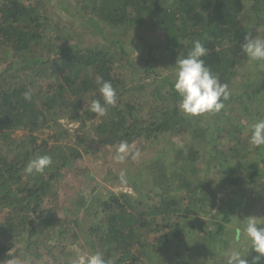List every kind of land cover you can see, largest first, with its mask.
Segmentation results:
<instances>
[{"label":"trees","instance_id":"1","mask_svg":"<svg viewBox=\"0 0 264 264\" xmlns=\"http://www.w3.org/2000/svg\"><path fill=\"white\" fill-rule=\"evenodd\" d=\"M45 2L60 4L71 15L83 16L82 24L89 27L83 35L104 37L107 27L117 28L121 34L140 25L153 31L157 29L174 65L177 48L186 54L192 47L191 42L200 40L208 49L207 56L203 57L206 66L218 79L229 83L233 82L231 77L236 73V66L247 60L241 49L244 37L264 39V0H37L29 3L0 0V63L15 69L11 75L5 74L6 70L0 72V264L15 257L70 264L61 256L63 248L59 252L55 250L63 234L71 230L73 237L82 235L89 250L96 248L107 264H198L199 253L209 257L200 264H221L214 259L218 250L213 243L222 242L224 247L231 239L240 242L243 238L246 219L253 216L244 196L255 178L264 174V146L255 147V150L261 149L259 158L229 161V152L235 156L237 148L220 146L224 144L221 138L264 119V67L253 78L249 76L237 82L236 88L228 89L229 97L219 113L199 115L196 127L186 132L181 127L184 115L178 107L180 98L174 90V81L161 73L165 65L162 52L157 57L149 55L143 69L146 75L154 73L158 77L151 82L133 77L128 82L118 65L124 61L122 64L126 66L130 59L124 58V43L119 39L110 40L117 44L118 56L102 48H81L78 40L71 42L68 34L61 35L65 42L61 47L45 42L50 27L56 28V32L63 30L39 10ZM134 46L138 48V43ZM98 78L110 81L117 94L116 105L108 106L103 116L89 111L91 101L101 99ZM36 79L45 80L46 85L43 88L37 85L35 90L32 81ZM25 92H31V100L23 98ZM127 94L133 98H123ZM233 100L239 101L241 115L233 112ZM84 102L89 105L84 107ZM57 105L60 107L56 108ZM254 114L256 118L250 119ZM97 115V121L88 127L86 122ZM208 115L211 119L205 120ZM61 116L67 117L68 122H78L77 132L71 133L59 121ZM241 116L248 119L246 123H240ZM43 126L50 133L37 142L35 131ZM16 129H26L27 133L18 138L11 136ZM220 129L224 134L214 137V132ZM178 134H184L181 147L171 139ZM239 139L236 145H241ZM135 140L146 147L153 142L157 145L149 163L137 173V177L146 174L150 183L145 195L151 192L162 196L157 205L137 212L126 191H110L103 208L97 205L92 208V202L80 207L82 211L93 210L95 220L88 227H82V220L73 218L72 229L58 219L53 205L44 207L46 196L52 194L49 193L52 183L84 154L95 160L111 146L121 142L131 144ZM202 142L204 146L200 145ZM201 147H204L203 153ZM112 154L111 151L107 158ZM40 155L50 156L51 166L42 174L27 173L28 162ZM200 156L206 158L207 166L213 163V169L225 184L242 185L241 192H233L216 209H213L215 187H210L209 178L201 174ZM138 178L134 179L133 186L140 191L142 184ZM176 186L183 190L182 194L179 192L181 197L189 196L188 201L184 197L168 196ZM182 209L187 213L196 209V214L201 212L204 216L212 214L209 223L213 229L202 232L203 218L182 221L180 231L197 234L198 239H188L189 243L182 241L184 250L175 254L171 251V227L157 234L154 242L142 237L162 230L159 228L162 222L170 221ZM65 214L69 210L62 215ZM232 214L240 218L234 226L227 225ZM256 216L260 218L258 226L264 227V204L257 209ZM175 224L179 227L178 222ZM52 240L56 244L52 245ZM195 241H201L203 246ZM239 252L248 264H264V257H259L252 247Z\"/></svg>","mask_w":264,"mask_h":264},{"label":"rangeland","instance_id":"2","mask_svg":"<svg viewBox=\"0 0 264 264\" xmlns=\"http://www.w3.org/2000/svg\"><path fill=\"white\" fill-rule=\"evenodd\" d=\"M24 3L34 2L37 0H20ZM65 4V2H64ZM45 6V7H44ZM44 6L40 7L39 10L43 12L45 15L49 16V20L51 23H57L59 27L63 28L62 31L56 32V28L50 27L51 31L49 32V35H46L45 42H54L55 45L64 44V40L61 38V35L68 34L71 36L72 40L71 42H74L78 40L79 47L81 48H96V49H103L107 53L114 54L118 56V48H116L117 44H112L110 41L113 38L119 39L124 43V50L126 51V55L124 58L130 59L128 64L125 66L122 63L124 61H121L118 66L121 65L120 71L124 72V76L127 79L128 82H130V78H137L138 80L142 79L147 82L153 81L156 77H158L154 73H150L149 75H146L143 71L145 69V59L149 55H153L154 57H157L163 53L162 62H165L164 69L162 68L163 72L162 75L168 77L171 81L175 80L174 75V68L175 65L172 63V61L169 58L168 50L164 46V39L162 36H160V32L156 30L149 29L148 27H145L144 25H140L139 28L136 29H130L125 33H120V30L117 28L107 27L105 36H101L100 34H89V35H83L86 30L89 29L88 26H85L82 24L83 22V16L77 17V15H71L70 12L64 10L60 4L57 5V3L49 4L47 2L44 3ZM82 15H84L83 10L80 12ZM85 19V18H84ZM259 30V29H258ZM135 43H138V48L134 46ZM115 45V46H114ZM2 48H0L1 52ZM178 54L182 53V50L177 48L176 49ZM1 56V54H0ZM10 60L11 58L8 57ZM6 62V61H5ZM117 66V67H118ZM264 64L257 63V62H250L247 58V60L242 61L240 64L236 66L235 69L236 73L231 77L233 80L232 83H229L227 81L220 80L222 83L227 85V89H233L236 88L237 82L244 81V79L248 78L249 76L253 78V76H256L260 73V71L263 69ZM119 68V67H118ZM6 70L4 73L11 75L15 71L14 68H8L7 65L4 63H0V72ZM136 70V71H135ZM136 74H133V73ZM29 79V78H28ZM31 78L29 79V81ZM34 82L33 88L37 90V85L40 87H44L46 85L45 80L36 79ZM123 97V96H122ZM123 98L129 99L133 98L130 96V94L125 95ZM142 100V99H141ZM141 103L146 105V102L143 100ZM232 108H234L233 112L236 114H240V108H239V101H232ZM84 107L88 106L87 102H84ZM41 106V104H40ZM56 108L60 106H55ZM179 107V102H178ZM180 109V108H179ZM181 111V110H180ZM82 112V110H80ZM182 115H184V120L182 121V128L185 129L186 132L192 131L193 128L196 127L195 121L199 119V116H196L195 119L193 117L185 115L181 111ZM219 113V112H218ZM217 114V113H215ZM241 115V114H240ZM242 117V116H241ZM240 117V123H246L248 119L244 118V116L241 119ZM99 116H95L91 118V120H88L87 126L89 127L91 124L95 123ZM256 118L255 114L250 118L254 119ZM192 119V120H191ZM210 115L205 118V120H210ZM59 121L67 125L69 131L71 133L77 132L76 129L79 128L78 122H68L67 117L61 116L59 118ZM67 122V123H66ZM250 128H240L237 130V132H233L229 137L223 136L222 143L220 144L222 147L227 146H234L236 149L235 152L237 154L234 156L231 154L232 152H229V161H244V160H251L253 158H259V150L256 149L255 146L251 145L249 143V136H250ZM53 131V130H52ZM80 132V130H79ZM78 132V133H79ZM27 133L26 129H16L11 132V136L21 137L24 136ZM35 133H38V139L37 142H40L42 139H46L49 135L50 131L46 126L41 127ZM209 133V132H208ZM223 129L218 130L214 132V137L223 135ZM184 134H178L171 137L175 142V145L178 147H181L183 144L184 138L182 137ZM188 137H190L188 135ZM244 137V138H242ZM240 138V139H239ZM190 139V138H189ZM227 139H230L226 141ZM239 139L242 140L241 145L237 143L236 140ZM238 140V141H239ZM74 140H71V143H73ZM51 143V141H50ZM242 144H245L242 146ZM160 145H163L162 142H160ZM201 146H204V142L200 144ZM241 146V147H240ZM1 147V146H0ZM119 145L115 144L108 148V151H104L105 154L100 153V158L95 159L93 156L84 154L83 157L76 163L72 164L69 170L65 175L60 177L58 180L54 181L52 183V188L49 190V193L52 192V194H48L46 196V203L44 204V207H50L54 206V212L57 216H59L58 219L61 220L62 224H67L73 228L72 219H81L82 220V227L89 226V223L93 222L95 220V214L92 210L93 207L96 205L99 206V208H103L109 200L110 197V191L119 193L126 191L127 194L130 196V200L132 201L135 211L137 212H145L151 209L152 206L155 204L157 205L161 199L162 196L155 195L150 192V195H145L146 192H148V189L150 188V183L146 180V174H141L137 177V173H139L140 170H143L146 167V164L149 163L150 157L153 155V152L156 150V143L153 142L152 144L148 145L147 147L144 146V143H142L140 140H135L131 144H128V152L125 155V158L123 160H117V149ZM161 147V146H160ZM210 148V147H209ZM201 152H204V147L200 148ZM111 151L113 152L112 156L107 158L108 155L111 154ZM234 152V151H233ZM234 152V153H235ZM139 153L137 156L136 154ZM135 157V158H134ZM201 157V156H200ZM204 157V156H203ZM201 157L200 160V167L203 168L202 173L204 177L206 176L211 181L210 187H215V204L213 209H216L221 203H224V201L229 197H231L234 193H237L238 191H242V185H235V184H225L226 182L223 181L216 172L215 169H213V163L209 164L207 166L206 164V158L204 159ZM208 159V157H207ZM205 160V161H204ZM95 163L93 166L91 163ZM206 166V168L203 166ZM97 168L96 170H93ZM145 172V170H144ZM146 172L148 170L146 169ZM90 173V174H89ZM123 177V178H122ZM138 178L139 182L142 184V186L139 189L142 190H136L134 189L133 183L134 179ZM255 182H253V186L247 190L246 195L244 196L245 199L248 201V205L253 210L252 215L256 216L257 209L264 204V174L259 177L255 178ZM224 186L225 188H222ZM176 190V191H175ZM183 191L181 188L177 187L174 188V192L168 194L170 197H177L180 196V198L184 201H188V195L185 194L183 197H181L180 193ZM180 192V193H179ZM179 193V194H178ZM212 193V192H211ZM182 194V193H181ZM99 198V200L97 199ZM92 202V208L88 211H82L79 208L89 206V204ZM184 209V208H183ZM182 209V210H183ZM69 210V214L62 215L64 211ZM215 210H213L214 213ZM238 212L241 211L240 209L237 210ZM72 212V213H71ZM198 210H192L190 213H187V211L183 210L180 213L174 214L175 216L172 217L170 221H164L159 226L162 230L158 232L149 233L148 236H142L146 240L149 241H156L157 234H160L163 232V230H166L167 228L172 229L171 232H169V237L172 239L173 243L171 244V251L173 253H177V251L182 252L184 249L182 248V241H185L188 239H196V235L189 234L187 231H180L182 221L184 220H192L193 218H203L202 220V232H207L208 230L213 229V224L209 223L210 219H212L211 215L208 214L204 216L201 212L199 214ZM60 214L62 216H60ZM103 216V213H100ZM185 215V216H184ZM215 217L217 214L214 215ZM259 216V215H257ZM256 216V217H257ZM186 217V219L184 218ZM235 214H232L231 221L227 224L230 226H234L236 224V221H239L236 218ZM260 217V216H259ZM257 217L258 219H260ZM259 221V220H258ZM175 222L179 223V227L174 226L176 225ZM174 224V225H173ZM173 226V228H172ZM179 228V229H178ZM167 229V230H168ZM90 230V229H89ZM166 230V231H167ZM200 230V232H201ZM243 233V232H242ZM147 235V234H146ZM238 235V234H237ZM200 239V238H199ZM240 242H234L232 239L229 241L228 244H225L223 247L222 242H216L215 247L217 248V255L214 257V259H217L221 264H227V256L223 255V253L235 250V251H241L246 250L248 251L251 249V243L247 239L246 235L244 234L243 238H240ZM203 241V240H201ZM201 241H195L196 243H200ZM52 245L56 244V240L50 241ZM189 243V241H188ZM203 246V243H200ZM59 248H63V253L61 254L62 257H66L70 264H77V260L81 256H91L96 254V248L89 250L86 246L84 238H82V235L77 237L72 236V230L64 233L62 236V240H60V246L56 248V252H59ZM201 249V248H200ZM202 251V250H201ZM219 253V254H218ZM60 254V253H58ZM197 256L200 259V262L207 261L209 257L204 256L203 253L197 254ZM34 259H26L24 257H15L12 259L13 264H53L50 262H47L44 258H40L39 260L33 261ZM9 261V260H8ZM8 261L5 262V264H8ZM200 262L198 264H200Z\"/></svg>","mask_w":264,"mask_h":264},{"label":"clouds","instance_id":"3","mask_svg":"<svg viewBox=\"0 0 264 264\" xmlns=\"http://www.w3.org/2000/svg\"><path fill=\"white\" fill-rule=\"evenodd\" d=\"M191 43V49L186 50V54H178L175 62L173 87L180 98L179 108L190 117L218 113L224 108V101L229 97L227 85L222 83L206 66L203 57L207 56L208 49L200 40H193ZM183 45L186 49V45ZM241 49L250 62H264V39L246 35ZM97 84L101 99L92 100L89 111L103 116L108 106L116 105L117 94L110 81L98 78ZM31 97V92L24 93L23 98L26 101L31 100ZM249 131V143L255 147L264 146V119L254 122ZM127 152L128 144L121 142L117 149L116 159L123 160ZM136 155L138 156L139 153ZM51 164L50 156L40 155L28 162L25 171L29 174H42ZM242 231L250 241L252 250L259 257H264V227L258 226V218L248 216ZM8 254L11 255L12 250ZM223 255L227 256V264H248L247 259L243 258L239 251L231 250ZM8 264H13V261L9 260ZM77 264H107V262L102 254L96 253L91 256L79 257Z\"/></svg>","mask_w":264,"mask_h":264}]
</instances>
